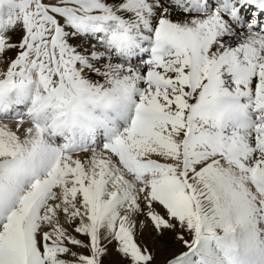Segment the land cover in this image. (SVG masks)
<instances>
[{"label":"snow or ice","instance_id":"snow-or-ice-1","mask_svg":"<svg viewBox=\"0 0 264 264\" xmlns=\"http://www.w3.org/2000/svg\"><path fill=\"white\" fill-rule=\"evenodd\" d=\"M0 264H264V0H0Z\"/></svg>","mask_w":264,"mask_h":264}]
</instances>
